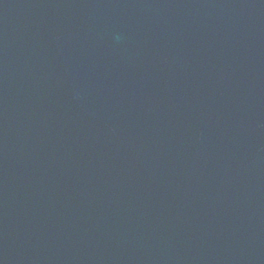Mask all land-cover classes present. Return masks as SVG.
Instances as JSON below:
<instances>
[{"label":"water","instance_id":"obj_1","mask_svg":"<svg viewBox=\"0 0 264 264\" xmlns=\"http://www.w3.org/2000/svg\"><path fill=\"white\" fill-rule=\"evenodd\" d=\"M0 264H264V0H0Z\"/></svg>","mask_w":264,"mask_h":264}]
</instances>
